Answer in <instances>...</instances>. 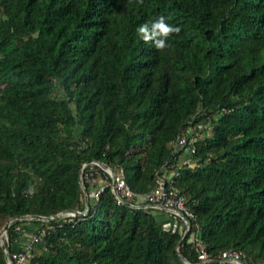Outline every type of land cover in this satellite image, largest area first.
Here are the masks:
<instances>
[{
  "label": "trees",
  "instance_id": "1",
  "mask_svg": "<svg viewBox=\"0 0 264 264\" xmlns=\"http://www.w3.org/2000/svg\"><path fill=\"white\" fill-rule=\"evenodd\" d=\"M161 15L180 32L158 51L136 28ZM91 159L135 195L90 197L93 165L85 206ZM167 170L209 257L264 263V0H0V229L46 216L3 243L30 223L27 264L196 263L162 209L130 205Z\"/></svg>",
  "mask_w": 264,
  "mask_h": 264
},
{
  "label": "built area",
  "instance_id": "2",
  "mask_svg": "<svg viewBox=\"0 0 264 264\" xmlns=\"http://www.w3.org/2000/svg\"><path fill=\"white\" fill-rule=\"evenodd\" d=\"M185 133L186 135L188 134ZM185 134H179L176 136L173 143V151H181L182 155H187L192 152L194 147L190 138H187ZM188 157L181 159V162L188 161ZM87 165L88 170L84 172V175L81 177L85 180H88L91 176V168L93 165L100 166L104 172L109 176V181L101 183L96 188L89 189L87 194L90 197H95L97 192L102 188L105 183H108L111 191L114 196L121 200L122 196H132L135 195L126 185L123 177L120 174H115L114 184H111L110 181V171L106 166L99 164L96 160H89L81 163V168ZM166 167L173 166L172 162L166 163ZM81 171V170H80ZM174 172L172 170L164 171L161 174H156L154 184L146 192L142 194L144 198L143 204H134L130 205H142V206H152L158 209H162L165 214L169 217L168 221H163L162 224L164 227H170L172 229H177L180 232L185 230L188 232V242L190 243L193 250L196 252V256L201 262H216V263H226V264H243L240 261V252L233 249H226L220 251L215 257H209L207 252L201 244V240L198 236L197 225L195 222L191 223L193 218V211L190 207L186 206L184 203V196L179 192L176 186L171 182V176ZM40 231L30 230L24 236H18L13 239V242L8 245L7 243L1 246L2 251L6 252L4 257L5 264H27L29 254L32 248L33 243L38 239ZM4 238L6 240V233L1 234V240L3 242ZM247 264H258L252 261H248ZM264 264V263H261Z\"/></svg>",
  "mask_w": 264,
  "mask_h": 264
},
{
  "label": "clouds",
  "instance_id": "3",
  "mask_svg": "<svg viewBox=\"0 0 264 264\" xmlns=\"http://www.w3.org/2000/svg\"><path fill=\"white\" fill-rule=\"evenodd\" d=\"M168 20L166 16H158L151 22L140 24L136 33L144 43H151L156 50L163 51L170 47L169 37L180 32V28Z\"/></svg>",
  "mask_w": 264,
  "mask_h": 264
},
{
  "label": "water",
  "instance_id": "4",
  "mask_svg": "<svg viewBox=\"0 0 264 264\" xmlns=\"http://www.w3.org/2000/svg\"><path fill=\"white\" fill-rule=\"evenodd\" d=\"M97 161V160H96ZM99 164L103 165V166H106L109 171H110V181H111V184L113 185L114 184V176H113V172H112V169L105 163L101 162V161H97ZM81 169H79V172H80ZM78 183L80 185V187L82 188L83 192H84V197H83V202H84V205L86 206L87 204V197H86V192L84 191V187H83V183H82V180H81V177H80V174L78 176ZM81 211H78V210H67V211H58L56 212L54 215H61L63 213H67V214H74V213H79ZM23 218H28V219H45L46 216L44 215H40V214H23V215H19V216H15V217H10L8 218L4 224L2 225L1 229H0V245L2 246L3 245V242L1 240V234L4 232L6 233V228L8 226V224L12 221V220H16V219H23ZM186 231L183 230L181 232V235L179 237V239L177 240V243L176 245H178L180 243V241L182 240V238L184 237ZM6 255V252L3 251V257H5ZM200 263H203L201 261H198L196 263H193V264H200Z\"/></svg>",
  "mask_w": 264,
  "mask_h": 264
},
{
  "label": "crops",
  "instance_id": "5",
  "mask_svg": "<svg viewBox=\"0 0 264 264\" xmlns=\"http://www.w3.org/2000/svg\"><path fill=\"white\" fill-rule=\"evenodd\" d=\"M161 219H162V221H168L169 217L164 214V216L163 215L161 216ZM20 228L22 230V233L24 235H26L31 230L32 227H31L30 223H25V224L21 225ZM23 234L21 236H24Z\"/></svg>",
  "mask_w": 264,
  "mask_h": 264
},
{
  "label": "rangeland",
  "instance_id": "6",
  "mask_svg": "<svg viewBox=\"0 0 264 264\" xmlns=\"http://www.w3.org/2000/svg\"><path fill=\"white\" fill-rule=\"evenodd\" d=\"M188 157L187 155H182L181 153H180V155H179V162H181V159L182 158H184V157ZM188 161H191V159H189ZM90 189H92V188H90ZM90 191V190H89Z\"/></svg>",
  "mask_w": 264,
  "mask_h": 264
}]
</instances>
